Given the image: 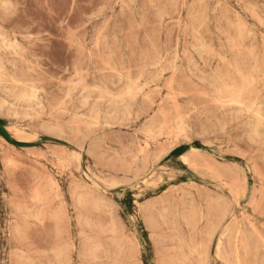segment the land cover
<instances>
[{
    "label": "rangeland",
    "instance_id": "374dc122",
    "mask_svg": "<svg viewBox=\"0 0 264 264\" xmlns=\"http://www.w3.org/2000/svg\"><path fill=\"white\" fill-rule=\"evenodd\" d=\"M263 133L264 0H0V264H264Z\"/></svg>",
    "mask_w": 264,
    "mask_h": 264
},
{
    "label": "bare ground",
    "instance_id": "6f19581e",
    "mask_svg": "<svg viewBox=\"0 0 264 264\" xmlns=\"http://www.w3.org/2000/svg\"><path fill=\"white\" fill-rule=\"evenodd\" d=\"M127 92H128V91H127ZM129 94H130V93H129ZM131 95H132V94H131ZM131 95H129L128 97H130ZM20 96H22V95H20ZM231 96H232V95H231ZM231 96H230V100H231ZM234 97H235V96H234ZM19 99H20V98H19ZM233 99H234V98H233ZM131 100H132V99H131ZM122 102H123V101H122ZM239 102H240V101H239ZM120 104H121V103H120ZM123 105H124V104H123ZM237 105H238V104H237ZM239 105H240V104H239ZM249 105H250V104H249ZM258 105H259V103H258ZM126 106H127V105H126ZM119 107H120V106H119ZM121 107H122V106H121ZM257 107H258V106H257ZM257 107H256V108H257ZM122 108H123V107H122ZM124 108H125V111H126V107H124ZM124 108H123V109H124ZM252 108H253V107H252ZM259 110H260V109H259ZM260 111H261V110H260ZM126 112H127V111H126ZM258 112H259V111H258ZM93 113H94V112H93ZM127 114H128V113H127ZM127 114H126V115H127ZM259 114H260V113H259ZM116 115H117V114H116ZM116 115H115V116H116ZM126 115H125V117H126ZM128 115H129V114H128ZM115 116H114V117H115ZM112 118H113V117H112ZM254 118H255V117H254ZM258 118H259V117H258ZM107 119H109V118H107ZM255 119H256V118H255ZM108 121H109V120H108ZM255 122H256V121H255ZM262 122H263V119H262ZM259 125H260V124H259ZM256 126H257V122H256ZM256 131H257V130H256ZM253 132H254V131H253ZM262 132H263V131H262ZM262 132H261V133H262ZM257 133L259 134V132H257ZM255 134H256V133H254V135H255ZM263 134H264V133H263ZM258 136H259V135H258ZM260 136H261V134H260ZM262 137H263V136H262Z\"/></svg>",
    "mask_w": 264,
    "mask_h": 264
}]
</instances>
